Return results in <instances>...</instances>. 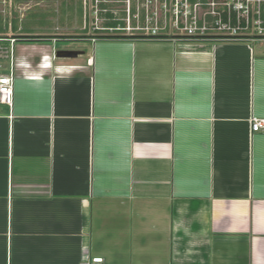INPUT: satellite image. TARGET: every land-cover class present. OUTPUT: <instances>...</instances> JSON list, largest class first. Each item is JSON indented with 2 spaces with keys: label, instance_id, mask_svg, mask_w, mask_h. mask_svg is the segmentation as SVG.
<instances>
[{
  "label": "crops",
  "instance_id": "1",
  "mask_svg": "<svg viewBox=\"0 0 264 264\" xmlns=\"http://www.w3.org/2000/svg\"><path fill=\"white\" fill-rule=\"evenodd\" d=\"M9 6L0 264H264V40L103 37L89 10L25 26Z\"/></svg>",
  "mask_w": 264,
  "mask_h": 264
},
{
  "label": "built area",
  "instance_id": "2",
  "mask_svg": "<svg viewBox=\"0 0 264 264\" xmlns=\"http://www.w3.org/2000/svg\"><path fill=\"white\" fill-rule=\"evenodd\" d=\"M117 2L120 5L114 6ZM88 10L90 29L104 36L264 40V0H88ZM110 20L115 24H103ZM12 95V76L0 75V103L11 106ZM251 131L264 133V117H253ZM80 264H103V258L94 256Z\"/></svg>",
  "mask_w": 264,
  "mask_h": 264
},
{
  "label": "rangeland",
  "instance_id": "3",
  "mask_svg": "<svg viewBox=\"0 0 264 264\" xmlns=\"http://www.w3.org/2000/svg\"><path fill=\"white\" fill-rule=\"evenodd\" d=\"M15 1L12 0L11 9H12V15H17L24 13L23 18V24L25 26H29L33 23H44V21H50L47 20V15H53L52 23H55L57 25L63 24V22H77L81 23V21L87 20L86 18V11L88 14V0H25L24 2H20L17 4H14ZM82 3H84L85 7H82ZM24 4V5H23ZM52 5V9L50 8H44L46 5ZM114 6L118 5L119 2L113 3ZM41 5H44L42 7ZM120 5V4H119ZM67 8H70V11L67 10ZM82 8H83V17L82 15ZM115 9V8H114ZM10 10V6L8 4V0H0V12L6 16L8 11ZM65 14L70 15V18H67ZM67 20V21H64ZM38 21V22H37ZM7 19H3V25L7 26ZM51 23V22H48ZM107 24V23H103ZM66 31H59L58 36H64V33ZM71 32H78L75 34H72ZM81 32V33H80ZM73 36L74 35H81L84 33V31H70ZM59 41L56 43V48H73V49H80L81 48V42H78V38H67L62 37L58 38Z\"/></svg>",
  "mask_w": 264,
  "mask_h": 264
},
{
  "label": "trees",
  "instance_id": "4",
  "mask_svg": "<svg viewBox=\"0 0 264 264\" xmlns=\"http://www.w3.org/2000/svg\"><path fill=\"white\" fill-rule=\"evenodd\" d=\"M3 19H4V17L2 15V13H0V34L3 33L4 30L7 28V26L3 25ZM106 23L111 25V24H115V21L110 20V21H107ZM12 28L16 29L17 27H16V25H13ZM1 37H4V36L0 35V38ZM103 37H111V36H103ZM112 37L133 38V37H127V36H112Z\"/></svg>",
  "mask_w": 264,
  "mask_h": 264
},
{
  "label": "water",
  "instance_id": "5",
  "mask_svg": "<svg viewBox=\"0 0 264 264\" xmlns=\"http://www.w3.org/2000/svg\"><path fill=\"white\" fill-rule=\"evenodd\" d=\"M78 54L77 51L73 50H58L55 53L56 57H75Z\"/></svg>",
  "mask_w": 264,
  "mask_h": 264
}]
</instances>
